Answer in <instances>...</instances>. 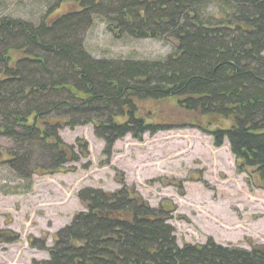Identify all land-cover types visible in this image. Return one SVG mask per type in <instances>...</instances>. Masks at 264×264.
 Returning a JSON list of instances; mask_svg holds the SVG:
<instances>
[{"label": "trees", "instance_id": "1", "mask_svg": "<svg viewBox=\"0 0 264 264\" xmlns=\"http://www.w3.org/2000/svg\"><path fill=\"white\" fill-rule=\"evenodd\" d=\"M49 1L80 10L38 25L0 19V136L12 145L4 164L15 176L74 172L88 145L65 144V128L91 125L105 157L127 135L141 141L192 128L216 148L227 141L249 188L264 191V0ZM96 17L129 37L170 41L175 52L163 61L97 60L83 44ZM163 101L174 103L175 122L154 110L141 115L145 104ZM133 193L85 189L86 211L53 246H30L47 251L43 264H264V247L211 238L180 247L168 219ZM19 240L0 231L2 243Z\"/></svg>", "mask_w": 264, "mask_h": 264}, {"label": "rangeland", "instance_id": "2", "mask_svg": "<svg viewBox=\"0 0 264 264\" xmlns=\"http://www.w3.org/2000/svg\"><path fill=\"white\" fill-rule=\"evenodd\" d=\"M79 9L76 3L56 6L49 0H0V19L38 25L46 16L53 20ZM110 27L97 17L83 34L93 58L163 61L175 52L169 41L136 39ZM172 105L168 101L145 104L141 115L154 110L175 122L179 117ZM58 134L75 149L78 141H84L89 156L71 165L74 172L36 174L30 181L20 180L3 164L5 151L12 145L0 136V231H12L20 239L0 242V264H42L48 253L29 242L40 240L45 249L53 246L55 235L86 210L78 194L85 189L114 193L122 184L134 189L151 208L165 212L179 246L203 245L211 238L217 244L246 250L264 247V191L249 188L228 143L215 148L207 135L174 128L147 134L142 141L126 136L105 157V145L91 125L65 128Z\"/></svg>", "mask_w": 264, "mask_h": 264}]
</instances>
